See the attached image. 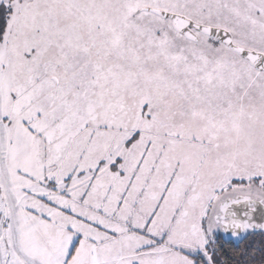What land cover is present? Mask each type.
I'll list each match as a JSON object with an SVG mask.
<instances>
[{"label": "snow or ice", "instance_id": "snow-or-ice-1", "mask_svg": "<svg viewBox=\"0 0 264 264\" xmlns=\"http://www.w3.org/2000/svg\"><path fill=\"white\" fill-rule=\"evenodd\" d=\"M0 264H264V0H0Z\"/></svg>", "mask_w": 264, "mask_h": 264}]
</instances>
